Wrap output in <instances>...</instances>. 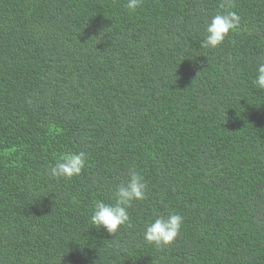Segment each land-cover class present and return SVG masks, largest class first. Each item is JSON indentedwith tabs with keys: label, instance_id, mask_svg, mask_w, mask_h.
<instances>
[{
	"label": "trees",
	"instance_id": "trees-1",
	"mask_svg": "<svg viewBox=\"0 0 264 264\" xmlns=\"http://www.w3.org/2000/svg\"><path fill=\"white\" fill-rule=\"evenodd\" d=\"M0 0V264H264V0L199 47L222 0ZM71 180L48 169L70 153ZM135 169L115 237L91 223ZM183 217L175 243L143 239Z\"/></svg>",
	"mask_w": 264,
	"mask_h": 264
},
{
	"label": "clouds",
	"instance_id": "clouds-1",
	"mask_svg": "<svg viewBox=\"0 0 264 264\" xmlns=\"http://www.w3.org/2000/svg\"><path fill=\"white\" fill-rule=\"evenodd\" d=\"M142 5V0H127L126 8L135 11ZM233 7L232 0H222L221 8L226 9L217 12L211 21L205 26V35L199 44L203 49H217L223 45L226 39L240 25V17ZM256 75L254 85L264 90V58L255 66ZM86 155L84 153H70L63 155L54 166L48 169V175L54 179L71 180L82 174L86 167ZM147 184L144 177L134 168L129 171L128 179L118 185L115 190L114 202L105 203L98 201L91 216V223L95 228L106 230L109 236L115 237L117 232L130 222L128 209L133 203L145 199ZM183 224V217L170 212L166 217L157 215L154 220L149 221L143 232V239L147 244L157 249L171 247L177 240ZM92 264H96L93 260Z\"/></svg>",
	"mask_w": 264,
	"mask_h": 264
}]
</instances>
